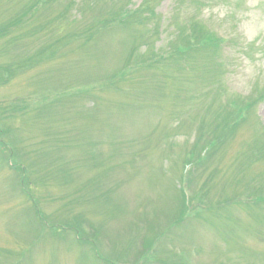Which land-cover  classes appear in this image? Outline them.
Instances as JSON below:
<instances>
[{
	"label": "rangeland",
	"instance_id": "374dc122",
	"mask_svg": "<svg viewBox=\"0 0 264 264\" xmlns=\"http://www.w3.org/2000/svg\"><path fill=\"white\" fill-rule=\"evenodd\" d=\"M260 148L264 0H0V264H264Z\"/></svg>",
	"mask_w": 264,
	"mask_h": 264
},
{
	"label": "trees",
	"instance_id": "16d2710c",
	"mask_svg": "<svg viewBox=\"0 0 264 264\" xmlns=\"http://www.w3.org/2000/svg\"><path fill=\"white\" fill-rule=\"evenodd\" d=\"M37 5H38V4L36 3L34 6H37ZM34 6H32L31 8H33ZM15 21H16V23L18 22V20H16V19H12V20L9 21V24H11V25H15V24H16ZM5 32H7V31H4L3 34H4ZM211 40H212V42H211L209 45H210V46H213V49H216V48H217V42H216V40H215V39H211ZM211 44H213V45H211ZM215 141H216V140H215ZM258 152L264 154V148H260V150H259ZM208 153H209L208 151H207V152L205 151V153H204L203 155H208ZM252 159H255V157L253 156ZM263 159H264V158H262L261 160H263ZM255 160H257V159H255ZM261 160H258V161H261ZM239 171H240V170H239ZM239 174H241V175H240V178H241L242 180H238V182H241V181H245V180H247V176H245L244 173L240 172ZM239 174H238V175H239Z\"/></svg>",
	"mask_w": 264,
	"mask_h": 264
}]
</instances>
